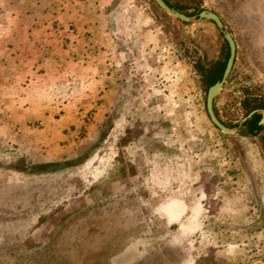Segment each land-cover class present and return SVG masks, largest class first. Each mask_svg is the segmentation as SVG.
I'll list each match as a JSON object with an SVG mask.
<instances>
[{
  "label": "rangeland",
  "instance_id": "1",
  "mask_svg": "<svg viewBox=\"0 0 264 264\" xmlns=\"http://www.w3.org/2000/svg\"><path fill=\"white\" fill-rule=\"evenodd\" d=\"M173 1L215 12L233 37L214 99L234 128L241 101L264 96V0ZM106 19L110 91L94 135L53 160L0 136V264H264V125L227 134L206 111L200 68L223 58L222 33L152 0H112Z\"/></svg>",
  "mask_w": 264,
  "mask_h": 264
},
{
  "label": "crops",
  "instance_id": "2",
  "mask_svg": "<svg viewBox=\"0 0 264 264\" xmlns=\"http://www.w3.org/2000/svg\"><path fill=\"white\" fill-rule=\"evenodd\" d=\"M111 2L0 0L1 137L53 160L94 135L110 91L105 72L112 52L106 19ZM71 24L74 34L68 32ZM90 43L101 53H86ZM89 111L93 121L81 138L77 128Z\"/></svg>",
  "mask_w": 264,
  "mask_h": 264
},
{
  "label": "water",
  "instance_id": "3",
  "mask_svg": "<svg viewBox=\"0 0 264 264\" xmlns=\"http://www.w3.org/2000/svg\"><path fill=\"white\" fill-rule=\"evenodd\" d=\"M152 1L154 3H156L166 14H168L174 18H177L181 21H184V22H192V21H197L200 19H208V20L213 21L215 23L216 27L218 28V30L222 33L224 39L228 43L229 56L227 58L226 65H225L223 74L221 76V79L216 81L212 85H210L207 88V92H206V111H207L208 117H209L210 121L213 123V125L224 133L234 134V133H237L239 131V128L242 126V124L247 119H249L255 112H259V111H261V118H260L258 123L260 125H264V111L263 110L254 109V110L250 111L239 121L237 126L234 128H230V127L226 126L225 124H223L214 112V108H213L214 98L221 91L224 83L226 82V80H227V78L231 72V69H232V66L234 63L235 52H236V46H235V42L233 40V37L229 31L224 29V25H223L221 18L215 12H213L211 10H207V9L201 10L197 14L196 18H193L192 16H188V15L180 12L179 10H177L173 7H170L164 0H152Z\"/></svg>",
  "mask_w": 264,
  "mask_h": 264
},
{
  "label": "trees",
  "instance_id": "4",
  "mask_svg": "<svg viewBox=\"0 0 264 264\" xmlns=\"http://www.w3.org/2000/svg\"><path fill=\"white\" fill-rule=\"evenodd\" d=\"M170 7H173L180 12L192 16L194 14H198L201 10L199 7H190L187 4L180 3L179 1H173V0H164ZM190 8H193L191 11H189ZM223 45H224V55L223 58L218 59L214 63H212L208 68H200V71L203 75V82L209 87L216 81L221 79V76L223 74L227 58L229 56V47L227 41L223 38ZM232 72V71H231ZM231 72L227 78L229 80L231 78ZM216 99L213 101V108L216 116L219 118V120L225 124L228 127H232L230 123L222 119L219 115L218 109L216 107ZM241 105L243 108L244 115L249 113L250 111L254 109L258 110H264V96H256V95H249L246 96L242 101ZM261 118L260 112H255L249 119H247L243 124L242 127L245 128L247 131L246 133L250 135H256L259 133V131L263 128V125H260L258 122Z\"/></svg>",
  "mask_w": 264,
  "mask_h": 264
},
{
  "label": "built area",
  "instance_id": "5",
  "mask_svg": "<svg viewBox=\"0 0 264 264\" xmlns=\"http://www.w3.org/2000/svg\"><path fill=\"white\" fill-rule=\"evenodd\" d=\"M69 31H70V32H73V28H70ZM87 119H89V117H88Z\"/></svg>",
  "mask_w": 264,
  "mask_h": 264
}]
</instances>
